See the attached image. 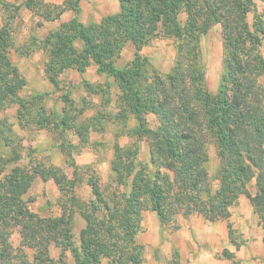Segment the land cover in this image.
<instances>
[{"label":"trees","instance_id":"1","mask_svg":"<svg viewBox=\"0 0 264 264\" xmlns=\"http://www.w3.org/2000/svg\"><path fill=\"white\" fill-rule=\"evenodd\" d=\"M260 2L262 10L256 12L252 28L246 15L254 8V0H118L117 11L95 23L85 24L74 16L43 38L32 36V46L48 57L44 72L54 87L63 70L72 68L81 74L95 65L98 74L113 78L119 91L112 118L123 120V129L115 135L130 141L114 144L110 169L118 189L106 194L96 174H90L87 184L92 197L85 201L73 189L76 172L70 179L55 167L17 164L21 136L4 110L17 105L22 130L29 123L46 127L50 119L45 93L18 94L26 80L10 60L9 49L13 43L10 19L21 4L0 0V145L9 148L5 157L0 155V264H69L67 252L71 264H103V259L108 264H142L144 246L135 236L143 210L154 211L162 226L175 231L180 216L199 214L211 222L227 221L229 207L240 195L247 197L264 230V57L259 50L264 38V0ZM23 3L30 10H41L35 0ZM75 11L78 14L79 7ZM216 23L221 25L224 41L222 70L212 92L206 84L200 37ZM160 37L172 38L176 47L166 73L152 69L142 53ZM126 43L132 45L133 57L118 67L116 60ZM82 82L87 92L101 90L107 93L105 100H111L109 81L95 85L83 78ZM86 108L84 104L78 114ZM148 114L155 117L153 126ZM67 115L62 113L61 127H75L79 136L87 135L89 126H67ZM128 117L133 120L131 126ZM95 118L103 129L101 118ZM140 141L147 143L148 162L138 158ZM209 143L214 144L219 160L216 188L206 166ZM37 176L53 179L67 193L60 214L46 217L31 209L28 192ZM252 181L253 192L249 191ZM73 211L85 221L77 245ZM14 232L19 235L17 244L11 241ZM51 245L59 248L57 257L50 254ZM231 256L232 252L225 257Z\"/></svg>","mask_w":264,"mask_h":264},{"label":"rangeland","instance_id":"2","mask_svg":"<svg viewBox=\"0 0 264 264\" xmlns=\"http://www.w3.org/2000/svg\"><path fill=\"white\" fill-rule=\"evenodd\" d=\"M15 4H21L15 17L10 19L11 36L13 39L12 48L9 49V58L23 74L26 84L18 92L20 96L26 97L31 93H45L44 103L50 123L43 128L37 127L34 123L26 125L28 129H20L16 110L17 105H10L4 110V114L9 121L13 123L14 130L21 136L18 147L20 159L18 165L40 164L44 167H55L57 172H64L67 178H73V172H76L78 179L73 186L74 192L84 199H90V187L87 184V178L90 174H96L98 183L106 194L118 189V185L113 180V173L110 169V161L114 157V144L117 141L120 145L127 144L130 141L125 135L117 136V132L123 129V120L112 118L117 107L118 88L112 77L105 74H98L95 65H90L83 73L75 69L68 68L63 70L58 76V85H54L47 79L44 72V65L47 55L41 50H36L32 46V36L43 38L51 30L56 29L60 23L69 21L72 17L77 18L87 24L99 21L102 15L110 12H116L119 3L118 0H35L36 5L40 6L39 11L30 10L24 5L25 0H6ZM255 6L246 15V21L252 28L256 12L262 10L260 0H254ZM79 7V13L76 8ZM61 8H64L60 11ZM11 10L4 11L8 14ZM58 15L56 16V14ZM53 16H56L53 18ZM2 10L0 8V25L3 23ZM223 36L220 23L212 27L200 37L201 57L205 66L206 84L210 91L214 92L222 70L223 57ZM259 50L264 57V38L261 39ZM142 53L149 58L152 69L160 73H166L171 67L176 53L175 43L172 38L160 37L145 46ZM133 57V47L126 43L121 50L119 58L116 60L118 67L123 66ZM85 78L93 84H104L109 81V97L111 100H105L107 93L92 94L86 91L82 82ZM264 84V75L261 77ZM103 97V99H102ZM87 108L78 114V110ZM62 113L68 114L67 126L88 125L87 135L79 136L75 127L63 129L59 120ZM101 118V127L99 119ZM92 118V121L87 119ZM129 118V117H128ZM147 118L153 126L156 123L155 117L148 114ZM87 121V122H85ZM133 120L129 118L127 125L131 126ZM62 129V130H61ZM9 148L0 145V155L6 156ZM208 160L206 162L207 170L210 176V182L213 188L217 187L218 181L215 173L218 168V156L213 143L207 146ZM138 158L143 162H148V147L145 141L139 142ZM12 164L6 166L8 170ZM67 186V185H66ZM69 186V184H68ZM67 186V188H69ZM122 189V188H119ZM249 191H254L253 181L249 185ZM67 193L60 191L58 185L49 178L42 180L36 177L30 187L28 196L30 197V207L41 216L58 215L62 211L61 201L66 198ZM231 222L227 220V230L230 243L238 247L242 244L241 229L243 230L250 220L249 214L257 220V215L253 212L249 200L246 196L240 195L237 200L229 207ZM247 213V214H246ZM249 213V214H248ZM240 214V215H239ZM244 215V217L242 216ZM239 215V216H238ZM240 216H242L240 218ZM72 233L74 244L79 243L80 230L85 221L75 211L71 213ZM199 218L205 219L199 214H193L189 218L178 217V221L185 226H190V220ZM241 219L237 227H232V221ZM244 219V221H243ZM208 221V220H206ZM140 230L136 233L135 240L144 246L142 264H180V253L178 247L174 244L172 235L174 230L171 226H162L154 211L143 210L140 215ZM229 226V228H228ZM11 241L17 244L19 235L14 232ZM200 249L201 243L198 242ZM201 244V245H200ZM208 245V244H206ZM190 248L189 246L187 247ZM177 251V253H175ZM226 247H218L214 257L229 259L235 262L234 255L231 258L225 256L230 253ZM59 248L51 245L50 254L57 257ZM233 253V252H232ZM66 261L71 264L72 257L69 252L66 253ZM103 264H108L103 259ZM177 262V263H176Z\"/></svg>","mask_w":264,"mask_h":264},{"label":"crops","instance_id":"3","mask_svg":"<svg viewBox=\"0 0 264 264\" xmlns=\"http://www.w3.org/2000/svg\"><path fill=\"white\" fill-rule=\"evenodd\" d=\"M242 216L244 217L243 214ZM249 216L250 220L246 223L245 228L240 231L243 240L238 247L235 245L233 247L230 243L227 221L211 222L206 221V219L193 218L190 220V226L180 223L179 229L175 230L172 235L173 242L179 249L180 264H264V244L262 242L264 230L258 225L253 214L250 213ZM235 220L232 221V227H237L239 224L241 226V219ZM197 240L202 244H200V249ZM218 247L230 249L233 252L235 262L214 257Z\"/></svg>","mask_w":264,"mask_h":264}]
</instances>
